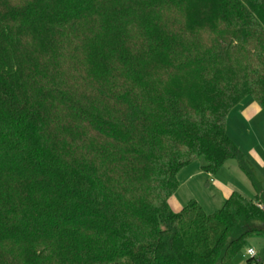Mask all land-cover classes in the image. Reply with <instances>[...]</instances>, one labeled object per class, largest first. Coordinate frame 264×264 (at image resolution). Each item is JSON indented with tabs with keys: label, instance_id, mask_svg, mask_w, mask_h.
<instances>
[{
	"label": "trees",
	"instance_id": "obj_1",
	"mask_svg": "<svg viewBox=\"0 0 264 264\" xmlns=\"http://www.w3.org/2000/svg\"><path fill=\"white\" fill-rule=\"evenodd\" d=\"M247 97L264 0H0V264H235L264 233L227 131ZM201 158L255 199L173 210Z\"/></svg>",
	"mask_w": 264,
	"mask_h": 264
},
{
	"label": "rangeland",
	"instance_id": "obj_2",
	"mask_svg": "<svg viewBox=\"0 0 264 264\" xmlns=\"http://www.w3.org/2000/svg\"><path fill=\"white\" fill-rule=\"evenodd\" d=\"M254 101L247 97L232 109L227 120V131L231 139L243 153L244 165L252 173L256 182L264 189V111L257 107L247 112ZM203 158L191 164L190 168L180 172V188L172 198L185 206L196 200L207 213L216 212L223 205V188L214 183L221 180L227 189H233L250 199L256 192L251 179L241 168L237 159H230L216 173L208 175L201 170ZM188 172V173H187ZM213 180V181H212ZM225 190V188H224ZM248 246L253 247L264 259V233L249 239ZM246 249L235 258V264H246Z\"/></svg>",
	"mask_w": 264,
	"mask_h": 264
},
{
	"label": "crops",
	"instance_id": "obj_3",
	"mask_svg": "<svg viewBox=\"0 0 264 264\" xmlns=\"http://www.w3.org/2000/svg\"><path fill=\"white\" fill-rule=\"evenodd\" d=\"M253 100V99H252ZM254 101V100H253ZM251 106L249 107V109H247L246 111L247 112H251L253 109H256L257 107H259L255 102L254 103H249ZM203 166V165H202ZM188 168H190V167H188ZM187 167L186 168H184L181 172H184V170H187L188 169ZM201 170L204 172V173H206L204 170H203V168L201 167ZM188 173V172H187ZM206 174H208V175H212V174H209V173H206ZM213 181V180H212ZM214 183L216 184V185H218V189H222L223 187L225 188V190H224V188H223V193H224V195L222 194V197H223V202L222 203H224V201H225V199L229 196V194L233 191V189H227L224 185H223V183H222V181L221 180H216V181H214ZM170 202H171V207L173 208V210H175V211H180L184 206H185V204H181V201L179 200H177V199H175V198H171V200H170Z\"/></svg>",
	"mask_w": 264,
	"mask_h": 264
},
{
	"label": "built area",
	"instance_id": "obj_4",
	"mask_svg": "<svg viewBox=\"0 0 264 264\" xmlns=\"http://www.w3.org/2000/svg\"><path fill=\"white\" fill-rule=\"evenodd\" d=\"M246 254L250 259L246 261V264H264V259L259 256L253 247H249Z\"/></svg>",
	"mask_w": 264,
	"mask_h": 264
}]
</instances>
